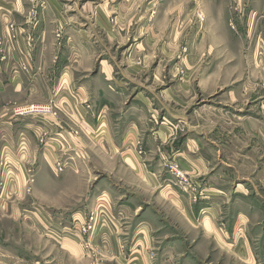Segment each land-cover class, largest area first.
<instances>
[{"label":"rangeland","instance_id":"1","mask_svg":"<svg viewBox=\"0 0 264 264\" xmlns=\"http://www.w3.org/2000/svg\"><path fill=\"white\" fill-rule=\"evenodd\" d=\"M21 1L29 13L28 21L21 24L22 20L12 19L5 24L6 28L0 29V63L10 66L16 75L30 72L33 44L43 37L53 39L57 45H62L58 46L59 49L71 55L67 66L76 84L88 81L90 85L92 82L94 89L98 82L94 80L95 76L108 77V87L117 91L125 114L136 116L132 122L145 123L146 126L165 124L175 133L173 143L185 137L188 125H196L202 118H215L216 114L226 120L264 116L260 108L264 109V0ZM13 11V17L20 15L14 8L9 13ZM68 39L71 46L64 48L60 42ZM96 95L93 94V98L99 103ZM2 101L0 183L5 182L6 186L4 192L0 190V244L14 243L8 247L10 251L26 245L25 249L22 248L26 252L12 254L0 249V264H239L211 245L209 252H199L197 239L181 232L176 213L169 214L157 193L150 195L147 188L134 190V175L120 168L115 158L101 159L100 156L86 161V166L92 170L87 176L91 185L90 199L94 203L87 207L89 211L85 219L101 203L108 215V228L83 238L66 233L76 248L74 255L60 250L58 257L52 260L48 247L38 245L35 233L23 236L19 223L5 219L1 213H4L8 201L15 200L28 204V213H35L33 184L37 165L41 164L40 161L46 162L50 171L54 169L52 171L59 174L56 172L57 162L67 163L51 157L52 153L63 150L50 141L48 133L36 136L32 132L31 147L26 146L25 135L20 134L17 127V124H36L55 117L56 104L52 99L39 103L52 102L53 115L17 117L13 115L14 108L38 103L16 104L12 100L3 104ZM110 106L115 108L113 104ZM211 111L213 115H210ZM109 113L116 114V110ZM210 124L207 121L205 127L209 128ZM247 145L257 146L256 143ZM107 148H110L108 144ZM247 149L251 150L250 146ZM92 150L95 152L98 147ZM167 162L163 185L165 183L184 194L193 193L176 186L177 181L168 164L178 163ZM19 173H24L26 184L21 194L16 195L14 185ZM83 177L80 175L81 181L73 192L82 194L87 190ZM86 193L80 196L85 198ZM251 196L262 199L257 206L264 226V188L252 192ZM122 201L139 205L143 220L148 216L151 220L141 223L150 225L152 244L144 261H141V255L131 253L126 247L118 248L116 220L121 217L117 211ZM75 208L81 209L79 206ZM83 223L67 219L63 230ZM8 230L12 237H5ZM256 235L257 244L264 241V234L258 232ZM19 255L24 262L19 261Z\"/></svg>","mask_w":264,"mask_h":264},{"label":"crops","instance_id":"2","mask_svg":"<svg viewBox=\"0 0 264 264\" xmlns=\"http://www.w3.org/2000/svg\"><path fill=\"white\" fill-rule=\"evenodd\" d=\"M15 1L19 2L0 0V29L6 28L5 24L12 19L24 20L21 24L28 21L29 13H26L24 3ZM13 8L20 14H16L18 17H13L15 11L9 13ZM60 43L64 48L71 46L70 39ZM58 46L62 45L43 37L34 42L28 74L21 72L16 75L10 66L0 63V102L3 100L4 104L13 100L16 104H39L52 99L56 104L55 117L36 124H17L18 131L25 135L26 146L29 144L31 147L32 132L36 136L48 133L50 141L63 150L52 153L51 157L67 161L71 167L55 174L46 162L40 161L33 184L36 212L28 213L30 206L15 200L5 204L2 216L19 223L23 236L35 233L38 245L45 249L48 247L52 260L58 257L60 250L73 254L76 248L63 230L65 221L72 219L83 223L89 211L87 207L94 203L90 199L91 185L87 176L92 170L86 166V161L90 162L95 156L115 158L120 168L134 175V190L147 188L150 195L157 193L169 214L176 213L181 232L197 239L199 252H209L211 245L239 264H264V241L256 243V234H264L257 206L262 199L251 196L252 192L264 188V116L226 120L216 114V120L202 118L200 123L188 125L185 137L173 143L172 135L175 133L164 123L146 126L145 123L132 122L136 116L125 114L117 91L113 92L108 87V77L95 76L94 80L99 83L94 89L92 82L90 85L88 81L76 84L67 66L72 57ZM93 94H97L99 103ZM111 104L115 108H110ZM260 108L264 112L263 107ZM113 109L116 114L109 113ZM213 114L211 111L210 115ZM207 121L211 122L210 129L205 127ZM138 143L142 146L138 147ZM247 143H256L257 146ZM249 146L251 150L247 149ZM93 147H98V150L94 152ZM168 160L177 162L190 177L196 193L184 194L165 183L163 185L166 178L164 167ZM80 175L84 176L87 190L77 194L73 191L81 181ZM17 179L14 188L19 195L26 184L24 173H19ZM85 193V198L80 196ZM77 206L81 209L75 208ZM119 207L117 212L121 217L116 220L118 248L126 247L131 253L141 255V261H144L152 250V244L150 225L141 223L151 220L149 216L143 220V211L134 202L122 201ZM10 232L6 231L5 237H12ZM12 244L1 243L0 249L12 254L26 252L22 249L26 245L10 251L8 247L14 246ZM17 258L20 262L25 261L20 255Z\"/></svg>","mask_w":264,"mask_h":264},{"label":"built area","instance_id":"3","mask_svg":"<svg viewBox=\"0 0 264 264\" xmlns=\"http://www.w3.org/2000/svg\"><path fill=\"white\" fill-rule=\"evenodd\" d=\"M53 103L49 102L46 104H29V105H20L14 108L13 115L17 117H27V116H45L48 114H54ZM67 163L57 162L56 164V172L61 173L67 166ZM168 168L170 172L173 174L177 183L176 186L182 188L183 191H187L188 189L195 192V189L191 187L189 178L187 174L175 163H169ZM30 181L33 182L31 179ZM5 182L0 183V190L4 192L5 190ZM109 225V219L106 210L102 207L101 203L97 204L96 209L90 211L83 224L74 225L70 229H64L65 233H68L75 237L83 238L85 236H91L92 234L98 233L101 229H107ZM67 234V235H68Z\"/></svg>","mask_w":264,"mask_h":264}]
</instances>
